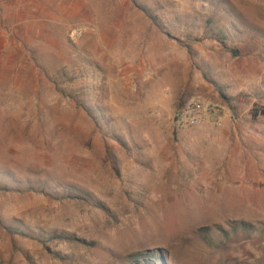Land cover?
<instances>
[{
  "label": "rangeland",
  "instance_id": "rangeland-1",
  "mask_svg": "<svg viewBox=\"0 0 264 264\" xmlns=\"http://www.w3.org/2000/svg\"><path fill=\"white\" fill-rule=\"evenodd\" d=\"M0 264H264V0H0Z\"/></svg>",
  "mask_w": 264,
  "mask_h": 264
},
{
  "label": "built area",
  "instance_id": "built-area-1",
  "mask_svg": "<svg viewBox=\"0 0 264 264\" xmlns=\"http://www.w3.org/2000/svg\"><path fill=\"white\" fill-rule=\"evenodd\" d=\"M222 112L219 107L208 105L201 100H191L176 110V125L181 128L192 127L204 121L219 124Z\"/></svg>",
  "mask_w": 264,
  "mask_h": 264
}]
</instances>
